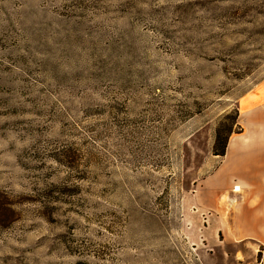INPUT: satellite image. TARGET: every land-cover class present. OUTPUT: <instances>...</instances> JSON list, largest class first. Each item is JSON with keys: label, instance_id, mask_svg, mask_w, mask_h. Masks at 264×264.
I'll list each match as a JSON object with an SVG mask.
<instances>
[{"label": "rangeland", "instance_id": "1", "mask_svg": "<svg viewBox=\"0 0 264 264\" xmlns=\"http://www.w3.org/2000/svg\"><path fill=\"white\" fill-rule=\"evenodd\" d=\"M255 116L264 0H0V264H239Z\"/></svg>", "mask_w": 264, "mask_h": 264}, {"label": "crops", "instance_id": "2", "mask_svg": "<svg viewBox=\"0 0 264 264\" xmlns=\"http://www.w3.org/2000/svg\"><path fill=\"white\" fill-rule=\"evenodd\" d=\"M252 113L254 114V111ZM261 119H264V116H255L251 122L258 123ZM255 131L262 133L263 129L252 128L250 132L243 133L233 142L232 150L239 148L237 154L226 157L217 173V176L223 178V190L230 191L235 203L233 214L237 216L235 221L230 220L231 227L222 230L224 237L233 241L231 246L225 245L220 249H222L221 253L228 254L231 253L227 250L228 247L244 245L242 250L236 249L233 252L235 254L233 259L239 264H264V135L259 134L255 138ZM245 138L248 140L246 144L243 143ZM256 142L263 143L255 145ZM236 181H240L242 185V191L239 193L233 191L235 188L232 189ZM216 193L217 191H213L211 194L216 195ZM202 195L201 192L199 196ZM243 198L247 201L238 207L237 202ZM218 210L216 205L212 206L215 222L221 221L217 216L221 213L216 214ZM222 221L226 223L223 218ZM212 257L213 255L209 256V262L214 260L211 259ZM229 259L227 257L221 260Z\"/></svg>", "mask_w": 264, "mask_h": 264}, {"label": "trees", "instance_id": "3", "mask_svg": "<svg viewBox=\"0 0 264 264\" xmlns=\"http://www.w3.org/2000/svg\"><path fill=\"white\" fill-rule=\"evenodd\" d=\"M236 115L238 116V113H236ZM238 123H237V118L234 119V123H233V126H237ZM232 133V127L231 126H228L227 129H226V134L224 137H221L220 136V132L219 134L217 135L216 137V142H215V155H218V156H224L225 155V150H226V147H227V141H228V138L229 136L231 135Z\"/></svg>", "mask_w": 264, "mask_h": 264}, {"label": "bare ground", "instance_id": "4", "mask_svg": "<svg viewBox=\"0 0 264 264\" xmlns=\"http://www.w3.org/2000/svg\"><path fill=\"white\" fill-rule=\"evenodd\" d=\"M234 188H235V189H234ZM232 189H234V190H233L234 192H237V193L241 192V191H242V185H241V182H240V181H236V182H234L233 185H232Z\"/></svg>", "mask_w": 264, "mask_h": 264}]
</instances>
